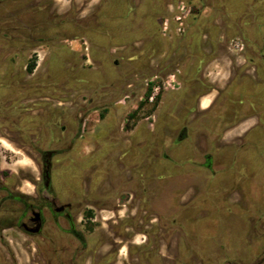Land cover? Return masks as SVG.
Returning <instances> with one entry per match:
<instances>
[{
	"label": "rangeland",
	"instance_id": "obj_1",
	"mask_svg": "<svg viewBox=\"0 0 264 264\" xmlns=\"http://www.w3.org/2000/svg\"><path fill=\"white\" fill-rule=\"evenodd\" d=\"M0 184V264H264V0H0Z\"/></svg>",
	"mask_w": 264,
	"mask_h": 264
},
{
	"label": "flooded vegetation",
	"instance_id": "obj_2",
	"mask_svg": "<svg viewBox=\"0 0 264 264\" xmlns=\"http://www.w3.org/2000/svg\"><path fill=\"white\" fill-rule=\"evenodd\" d=\"M34 68L29 69V73H33ZM209 112H211V106L209 108ZM184 139V138H181ZM36 152L39 154V166H40V173H41V181L43 183V186L45 188L46 191L52 192L53 191V172H54V158L56 155V152L54 150H50V149H36ZM47 152L50 153V155H48L47 159H45L42 155V153ZM210 171H211V164H210V160L208 159V163L205 165ZM0 190H7L6 186H2V184H0ZM111 196H109L110 198ZM116 202V196H114V203ZM25 207L28 209H30L31 206H29L26 202H24ZM50 213H51V218L53 221V224L58 228L59 232L65 236H69L74 238L75 240H77L82 249H87L89 248L88 245V240L86 235L84 234V232L82 230H80L77 226V222L75 220V217L69 213L68 208L64 207V208H57L54 204H49L48 208ZM41 215V220H42V226L40 229L37 230H29V228L27 226H24L23 223H21V226H17V229H19L21 232L26 233L27 235H31V236H35L40 234L43 231V227H44V223L46 222V218L44 216V209L43 208H39L38 209ZM68 223L69 227L68 228H62L61 224H60V218H62ZM22 219V218H21ZM20 219V221H21ZM12 228V227H10ZM8 228H4L3 231L7 230ZM76 234H80L83 236L85 242H81V240H79L76 236ZM56 242V240H55ZM57 246V244H56ZM144 248L146 249L147 246H144ZM149 250V249H148ZM146 251V250H145ZM188 251V250H187ZM190 251V250H189ZM192 251V250H191ZM155 253V257L156 259V264H165V262L163 261L161 256V252L159 251H154ZM85 264H87L85 262ZM99 264H106V263H102L100 262ZM107 264H114V262H109ZM184 264V263H183ZM186 264H190V262L186 263Z\"/></svg>",
	"mask_w": 264,
	"mask_h": 264
},
{
	"label": "trees",
	"instance_id": "obj_3",
	"mask_svg": "<svg viewBox=\"0 0 264 264\" xmlns=\"http://www.w3.org/2000/svg\"><path fill=\"white\" fill-rule=\"evenodd\" d=\"M42 155H43V157L45 158V159H47V157H48V155H50V153H47V152H44V153H42ZM76 236H77V238L79 239V240H81V242H85V240H84V238H83V236L82 235H80V234H76Z\"/></svg>",
	"mask_w": 264,
	"mask_h": 264
}]
</instances>
